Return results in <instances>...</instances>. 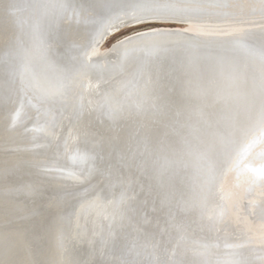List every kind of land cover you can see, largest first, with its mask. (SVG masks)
I'll list each match as a JSON object with an SVG mask.
<instances>
[{"label": "bare ground", "instance_id": "6f19581e", "mask_svg": "<svg viewBox=\"0 0 264 264\" xmlns=\"http://www.w3.org/2000/svg\"><path fill=\"white\" fill-rule=\"evenodd\" d=\"M0 264H264V0H0Z\"/></svg>", "mask_w": 264, "mask_h": 264}, {"label": "rangeland", "instance_id": "374dc122", "mask_svg": "<svg viewBox=\"0 0 264 264\" xmlns=\"http://www.w3.org/2000/svg\"><path fill=\"white\" fill-rule=\"evenodd\" d=\"M176 25L174 22H155V21H147V23H143V24H140V25H135V26H132V27H127V28H120L118 31H115V32H112L108 37L107 39L104 41L107 45H109L110 43H112L113 41H115L116 39L130 33V32H133V31H136V30H141V29H146V28H150L152 26H155V25Z\"/></svg>", "mask_w": 264, "mask_h": 264}, {"label": "water", "instance_id": "95a60500", "mask_svg": "<svg viewBox=\"0 0 264 264\" xmlns=\"http://www.w3.org/2000/svg\"><path fill=\"white\" fill-rule=\"evenodd\" d=\"M109 34H111V32H110ZM108 36H109V35H108ZM108 36H106V37L104 38V40H103V41H105V40L107 39V37H108Z\"/></svg>", "mask_w": 264, "mask_h": 264}]
</instances>
